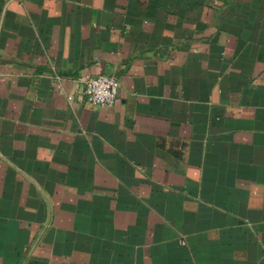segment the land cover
Wrapping results in <instances>:
<instances>
[{
	"label": "crops",
	"instance_id": "0c3cea01",
	"mask_svg": "<svg viewBox=\"0 0 264 264\" xmlns=\"http://www.w3.org/2000/svg\"><path fill=\"white\" fill-rule=\"evenodd\" d=\"M0 264H264V0H0Z\"/></svg>",
	"mask_w": 264,
	"mask_h": 264
},
{
	"label": "built area",
	"instance_id": "2783aa9c",
	"mask_svg": "<svg viewBox=\"0 0 264 264\" xmlns=\"http://www.w3.org/2000/svg\"><path fill=\"white\" fill-rule=\"evenodd\" d=\"M56 78L59 80L58 89H61L60 75H56ZM118 89L119 85L116 77L100 73L87 77L82 92L90 104L111 107L117 102Z\"/></svg>",
	"mask_w": 264,
	"mask_h": 264
}]
</instances>
